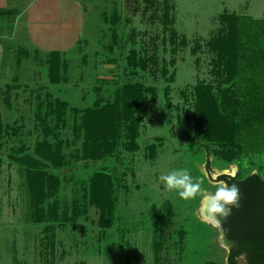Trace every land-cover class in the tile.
Wrapping results in <instances>:
<instances>
[{
	"label": "rangeland",
	"instance_id": "rangeland-1",
	"mask_svg": "<svg viewBox=\"0 0 264 264\" xmlns=\"http://www.w3.org/2000/svg\"><path fill=\"white\" fill-rule=\"evenodd\" d=\"M236 14L264 0H107L70 48L0 46V264H226L228 231L159 177L264 179L220 107Z\"/></svg>",
	"mask_w": 264,
	"mask_h": 264
},
{
	"label": "trees",
	"instance_id": "trees-1",
	"mask_svg": "<svg viewBox=\"0 0 264 264\" xmlns=\"http://www.w3.org/2000/svg\"><path fill=\"white\" fill-rule=\"evenodd\" d=\"M231 20L233 38L226 60L232 69L231 83L220 107L231 111L233 144L239 149L242 162L249 155L264 156V20L249 16H234ZM111 59L114 62V56ZM114 108L112 127L117 131L122 117L117 104ZM243 174L241 169L234 178L218 176L219 180L236 183L241 191L239 204L233 207L226 222L235 241L226 264H238L237 258L243 255L248 264H264V179L259 173Z\"/></svg>",
	"mask_w": 264,
	"mask_h": 264
},
{
	"label": "crops",
	"instance_id": "crops-1",
	"mask_svg": "<svg viewBox=\"0 0 264 264\" xmlns=\"http://www.w3.org/2000/svg\"><path fill=\"white\" fill-rule=\"evenodd\" d=\"M102 1L107 0H0V46H33L42 52L70 48L83 35L87 5ZM249 17L264 20V14Z\"/></svg>",
	"mask_w": 264,
	"mask_h": 264
},
{
	"label": "clouds",
	"instance_id": "clouds-1",
	"mask_svg": "<svg viewBox=\"0 0 264 264\" xmlns=\"http://www.w3.org/2000/svg\"><path fill=\"white\" fill-rule=\"evenodd\" d=\"M238 169L231 170L234 178ZM220 175H226L221 172ZM159 179L164 183L167 190H176L182 200L200 197L202 213L215 227H220L222 221L232 214L233 207L238 206L241 199V191L236 183L228 180L214 178V191L209 192L202 185L199 178H194L187 168L176 169Z\"/></svg>",
	"mask_w": 264,
	"mask_h": 264
},
{
	"label": "flooded vegetation",
	"instance_id": "flooded-vegetation-1",
	"mask_svg": "<svg viewBox=\"0 0 264 264\" xmlns=\"http://www.w3.org/2000/svg\"><path fill=\"white\" fill-rule=\"evenodd\" d=\"M228 218H229V216H228L226 219H224V220L222 221V223H221V224H222L221 226L224 228V231H226V230L228 231V228H227V226H226V222H227ZM222 231H223V230H222Z\"/></svg>",
	"mask_w": 264,
	"mask_h": 264
},
{
	"label": "bare ground",
	"instance_id": "bare-ground-1",
	"mask_svg": "<svg viewBox=\"0 0 264 264\" xmlns=\"http://www.w3.org/2000/svg\"><path fill=\"white\" fill-rule=\"evenodd\" d=\"M201 215H202V218H203V219L208 220L207 217H205V216L203 215V213H202V209H201Z\"/></svg>",
	"mask_w": 264,
	"mask_h": 264
},
{
	"label": "water",
	"instance_id": "water-1",
	"mask_svg": "<svg viewBox=\"0 0 264 264\" xmlns=\"http://www.w3.org/2000/svg\"><path fill=\"white\" fill-rule=\"evenodd\" d=\"M217 176H220V175H217Z\"/></svg>",
	"mask_w": 264,
	"mask_h": 264
}]
</instances>
